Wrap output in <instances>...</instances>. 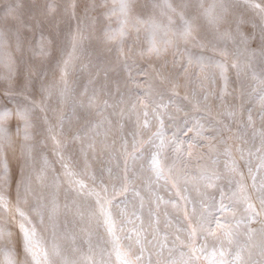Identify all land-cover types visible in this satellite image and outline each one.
I'll list each match as a JSON object with an SVG mask.
<instances>
[{"label": "rangeland", "instance_id": "obj_1", "mask_svg": "<svg viewBox=\"0 0 264 264\" xmlns=\"http://www.w3.org/2000/svg\"><path fill=\"white\" fill-rule=\"evenodd\" d=\"M144 1L145 0H133V17L137 13H143L150 9V6L143 5ZM16 2L23 5V18L28 27L21 30V43L19 46L17 45L15 36L0 43V109L16 108L17 106L23 105L28 106L32 102L38 105V107L33 109L30 115L31 127L29 128V134L33 131L34 138H44L45 141L43 143L45 144L43 146L30 144L31 151L42 158L41 163L37 159H34L32 162L31 176L38 177L43 171V174L45 173L42 178L43 182H47V179L53 178L48 184H53L54 181L62 182V179L67 183L63 168V164L67 163L68 166L78 174L79 179L83 180L89 187H92L93 182L88 177V174L74 168L78 163L77 160H84V163H80L81 167L85 165L86 168H89L95 164H101L103 169L105 168L103 174L105 182L111 185L115 184L118 188L121 183L119 177L121 169L123 168L125 141L127 142V151L132 152L134 138L136 140L147 141L151 133L156 131L159 127L154 120L151 121L148 129L137 127L136 117L130 111L131 104L134 102L131 97L136 93L142 94L143 89H137L133 84V80L143 84L146 77L140 73L146 69L150 75H154L149 65H152L156 69H160L166 62L164 70L170 72L172 71L173 60H180L182 56L178 55L173 57L171 52L161 60H157L154 57L141 56L140 52L148 47V39L143 29L139 33L133 32L131 39L126 38L122 46L125 54L121 55L118 51L120 47L118 41L108 40L105 36L107 31L116 29L119 25V0H75L77 5L75 9L76 18H73L72 9L70 7L73 0H0V17L3 16L9 5ZM27 2H32L33 4H28ZM48 4L55 5L56 12L54 15L66 16L59 26L56 24L54 17L44 15V10H46ZM93 4L96 5L95 8L89 7ZM86 7H89L87 19L84 18V9ZM113 12L117 14L113 15ZM244 14H246L245 17L249 18L246 20V23H244L248 24V27L252 28L253 23L259 24V17L252 9H250V12L239 11L234 13L230 20L233 21L237 18H241ZM139 18L141 20H147L146 16H140ZM104 22H111L114 28L110 27L107 31H104L102 29ZM78 23L81 46L75 53V58L71 64L67 69L62 71L64 67L62 60L67 58V54L72 51V38L76 34ZM6 31H8V28L0 21V32ZM46 31L53 32L46 35ZM57 32L59 34L56 36ZM194 35L196 39L204 43L206 47H193L191 43L187 46L181 45L182 53L186 47L187 50H195L201 54L207 53L208 56L220 57L218 60L224 64H234L228 58L221 57L219 52L214 50L215 48H219L213 44L208 34L198 32ZM42 36L46 39L47 45L50 46V48L47 46L46 55H53L52 58L48 59L49 62L45 65L40 62V58L43 55L40 54L39 47H36L40 46ZM156 39L161 42L163 41L162 39ZM225 39H232V37L226 35ZM35 42L36 45L34 46ZM89 49L92 51H89ZM129 49H131V51H129ZM50 51L54 53H49ZM97 61L106 62L108 65L103 62V64L98 63ZM38 63L39 65H37ZM5 70H7V79L3 77L5 73L3 71ZM206 74L210 77L213 75L211 67L206 69ZM240 77L242 82L238 85H236L234 81L231 83L228 80V89L227 92L224 93V105H221L218 99V96L224 89V82L221 79L217 80L215 78L214 83L209 82L206 84L207 90L213 93V95L209 96V100L207 101L211 109V116L206 119H201V117L204 116L203 112L192 110L191 105L183 99L186 95L191 98V93L193 89L197 88V84L189 83L186 85L185 78L181 76L179 77L178 87L173 91L171 84L164 83L161 85L158 80H154V87L163 95L162 101L159 97L156 99L163 105H167V110L175 116V119L167 116L162 117L166 135L172 137L173 133H178L180 139L188 140L193 136V132H188L187 130L199 119L200 123L203 124L206 129L204 135L206 137H212L214 133L211 131L208 120H223L225 123H229L230 118L224 113L227 110H232L234 106L238 107L241 103H243L245 109H251L256 132L258 133L264 130L262 129V122L260 120V105L256 102V98L250 99L248 95L253 88V86H250V78L246 74ZM79 80L88 83L91 93L86 99L87 103L89 97L94 94L97 86L101 87V90L104 89V93L103 91L98 94L95 93L97 97V106L91 108L93 113H96L95 117L91 119L88 118V115L83 114L81 108L80 112L76 111L72 119L73 122L74 119L76 121V126L74 127L76 130H78V126L86 120L90 119L92 121L88 135L77 139L81 145L88 149L84 152L86 153L87 164L85 162L84 153H76V159L71 158L68 148L70 141L69 133L64 128H61V130L63 135L62 155L65 159L61 161L57 155L56 133L54 131L51 133L48 132L46 130L47 122H45L46 117L49 125H54V129L59 126L57 123L58 117L56 115L64 117L67 122L70 115L69 110L71 109L73 112V109L72 107H65H68L70 102H75L78 107L81 104V99L72 101V99L69 98L66 102L61 103L59 92L65 85L69 87L71 82L75 81L77 84ZM89 84L93 86V90H91ZM107 84L113 87L105 89ZM44 89L48 91L44 92ZM74 93L79 97L76 91H74ZM175 93H178V95ZM122 97L123 102H121ZM48 100L52 104H47ZM176 105H180L183 111L175 112ZM201 107H203V104ZM40 108H44L45 111L41 112ZM121 112H123V116H121ZM242 119H247V111L244 112ZM42 124H44V126H40ZM6 127L11 135V143L5 147L2 155L5 154L6 157L10 155L18 164H21L22 161L26 159V156L22 155V148L25 144L23 138L24 122L13 116L7 122ZM18 128L20 129L19 134H17ZM185 132H187V135L184 134ZM233 132H236V126H233ZM53 136H55V140ZM221 139H223L225 143H221ZM89 144H92L93 147L89 148ZM209 144L214 145V149H210L208 146ZM260 145V137L259 135L254 137L252 129H249L247 133L239 139L229 133H223L222 137H217L210 141L203 140L194 151L193 156L188 159L187 166L184 167L181 172V176L188 179L190 183L185 185L184 180L181 179L174 188L170 183L166 184L164 180H160L158 183L154 182L155 177L148 170L147 162L150 153L154 152L156 149L152 144L145 143L142 148L143 159L136 161L134 167L138 176L129 184L128 191L124 193L123 196L118 195L115 201L119 203L121 200H125L129 214L127 218L117 217L116 236L121 246L127 248L128 245L132 243V241L128 239H126L125 243L123 238L132 236L133 232L130 230L140 224V221L136 220L131 214L136 212L144 221V227L147 229L150 219L148 214L149 211H152L156 213V217L160 221V235H167L169 247H172L171 241L174 239L172 235L174 229L166 227V220H171L174 225L179 224L181 227H184V224L181 223L183 214L173 207V203H183L176 194L177 190H179L180 195H187L191 200V203L188 204L189 212H191L193 206L198 208L201 197L195 190L194 185L202 184L199 180V173L203 168L215 170L220 177L217 181L218 187L228 192L229 181L232 180L233 177H235L236 180L240 179L239 176H235V174L229 170L232 162L235 161L240 172L243 173V183L248 185L249 191H251L250 186L253 183V176H255L257 184L264 179V167H261L262 163H264V150L258 151ZM226 146L229 148L231 156L224 155ZM137 155H139V153H137ZM163 157H166L163 161L165 164L171 163V160L174 158V152L171 146L166 148ZM45 160L48 162L47 166H45ZM213 161H215L214 164ZM18 164H11L8 165V167L11 173L21 177L22 168ZM117 164L121 167L117 168ZM141 165H143V170H141ZM249 167L252 169L251 175L248 172ZM86 168L83 167V170L85 171ZM108 168H111V174L107 171ZM129 178L132 179L131 174ZM106 187H108L109 193H111L112 186L107 185ZM233 187H235L234 184ZM185 188H187V191H185ZM12 190L16 191V188H12ZM201 191H203L202 187ZM209 193L215 195L217 200L219 199V192L216 189H210ZM8 194L13 204H15L16 196L9 192ZM156 195L162 197V201H157L155 198ZM43 196L47 198V201L43 204L46 206L43 208L45 213L43 225L36 223L37 219L33 218L30 211L22 206V203L20 206L25 213L32 218L33 223L36 224L37 239L46 248H50L52 245L50 241L53 235V227L51 222H48L49 216H55L59 210H62V205L60 204L58 208L57 203L61 202L58 198H63L64 196L56 195L54 191L52 192V189L51 191H47ZM141 199H143L144 205L142 210L140 207ZM54 201L55 203L53 204ZM165 201L168 203H164ZM157 203H159V208H157ZM129 219L134 220L135 224L128 223ZM8 223L14 235L18 233V225L15 222ZM62 224H66L65 221H62ZM249 227L257 230L254 232L252 239L247 241L255 252L259 250L261 245H264V236L258 231L260 228L258 221H253ZM102 230L104 231L103 228ZM72 231L73 230L70 228L69 234ZM150 232V229L145 232V235H147L149 239L151 238ZM180 235L181 239H185L184 233H180ZM66 236L67 235L64 234L58 237L57 242L63 246L68 245ZM77 236L81 240L83 239V234ZM241 239L242 241L247 240L246 237H242ZM91 243L93 244L95 259L99 260L101 258V253L100 248L96 247V245L100 244L102 247L103 244L99 243L97 239ZM105 246L106 248H104L105 252L103 254L104 264H119V262L115 260L114 254L108 255L111 251V244H105ZM182 251H187V249L182 246L176 248L172 258L179 262L181 259L180 252ZM149 254L152 255V259L155 261L156 257L154 253H146V255ZM165 256L167 257V251L165 252ZM3 260L4 256L0 254V261ZM202 264H207V262H202Z\"/></svg>", "mask_w": 264, "mask_h": 264}, {"label": "snow or ice", "instance_id": "obj_2", "mask_svg": "<svg viewBox=\"0 0 264 264\" xmlns=\"http://www.w3.org/2000/svg\"><path fill=\"white\" fill-rule=\"evenodd\" d=\"M244 4L247 8L255 11L259 17V24L253 23L252 30L245 33L242 28L246 21L237 18L231 22L235 24L234 34L225 33V35L232 37L234 42H238L246 49L252 41H258L259 59L261 64L264 65V0H244ZM70 7L73 18H76L75 9L77 5L75 0H73ZM89 7L95 8L96 5L93 4ZM89 7L84 9L85 19L88 18ZM185 7V5L178 4L176 8H173L168 0H164L162 8L165 11L163 14L168 16V24L164 25L155 19L141 20L133 17V0H119V25L116 29L107 31L105 36L108 40L118 41L120 45L118 51L121 55L125 54L122 46L126 38L131 39L133 32L139 33L143 29L148 39V47L140 52L141 56L154 57L157 60H161L171 52L173 57L180 55L182 59L173 60L172 71L170 72L164 70L166 62L160 69L149 65L154 75H150L147 69L143 70L140 73L146 77L143 84L133 80V84L137 89H143L142 94L136 93L131 97L134 102L131 104L130 111L136 117L137 127L148 129L153 120L157 122L159 127L151 133L147 141L136 140L134 138L132 152L127 151V142L125 141L123 168L119 177L121 183L118 188L113 184L111 193H109L108 187L102 181L97 183L94 175L91 176L93 186L89 187L88 184L78 178V174L67 163L63 164L64 176L67 178L69 190L75 193L77 198H82L85 201L88 199L93 200V205L88 209V216L89 218H95L96 224L104 229V233L108 239L101 238L102 243L111 244V251L108 255L114 254L115 260L119 264H202V262H207V264H264V245H261L259 250L254 252L253 247L247 242L252 239L254 232L257 231L249 227L253 221H258L260 225L258 231L264 236V179L257 184L255 176H253V183L250 186L251 191H249V186L243 183V173L240 172L235 161L232 162L229 170L235 176H239L240 179L236 180L233 177L229 181L228 192L218 187L217 181L220 177L215 170L211 168L200 170L199 180L202 184L194 185V187L201 199L199 207L193 206L191 212L188 210V204L191 203V200L187 195H180L179 190H177L176 194L183 203H173V207L183 214L181 223L184 224V227H181L179 224L174 225L171 220H166V227L174 229L172 232L174 236V239L171 241L172 247H169L168 236L160 235V221L156 217V213L152 211H149L148 214L150 219L147 229L144 227V221L136 212L131 214L136 220L140 221V224L130 230L133 232L132 236L126 237V239L132 241L127 248L121 246L116 236L117 217L127 218L129 214L125 200H121L119 203H115V201L118 195L123 196L128 191L129 184L138 176L134 167L136 161L143 159L142 148L145 143L152 144L156 149V151L150 153L147 162L148 170L155 177L154 182L158 183L160 180H164L166 184L170 183L174 188L181 179L184 180L185 185L190 183L188 179L181 176V172L187 166L188 159L193 156L194 151L203 140L210 141L211 139L222 137L223 133H229L239 139L249 129H252L253 136L259 135L261 140L258 151L264 150V130L256 132L251 109H245L243 103L238 107L234 106L232 110H227L224 113L230 118L229 123H225L223 120H208L211 131L214 133L212 137L204 135L206 129L199 119L187 130L188 132H193V136L188 140L180 139L178 133H173L172 137L166 135L162 117L167 116L175 119V116L167 110V105H163L156 99L159 97L162 101L163 95L154 87V80H158L161 85L164 83L171 84L173 91L178 87L179 77L181 76L185 78L186 85L189 83L197 84V88L193 89L191 93V98L186 95L183 99L191 105L192 110L204 113L201 119L211 116V109L207 101L213 93L207 90L206 84L209 82L214 83L215 81V73L210 77L206 74V69L209 67L218 69L219 76L224 80V89L218 96L221 105L225 103L224 93L228 89L227 69L224 63L211 61L204 56H193L186 47L182 53L181 45L187 46L191 43L193 47H206L204 43L196 39L194 35L197 31L196 17L195 15L186 17ZM22 8L23 5L19 2L11 4L5 10L3 16L0 17V21L8 28V31L0 32V43L15 36L17 45H20L21 30L28 27L23 18ZM177 9H180V11L177 12ZM55 12V5L48 4L44 15L50 17ZM169 13H177L180 20L179 27L172 26L173 21ZM112 14L116 15L117 13L113 12ZM205 16L213 26L227 23L229 22L228 6L223 3L213 5L211 9L205 11ZM161 32L166 37H169L162 42L156 39L157 35ZM80 46L81 39L78 23L76 34L72 38V51L67 54V58L62 60L64 66L62 71L67 69L74 60L75 53ZM214 50L218 51L221 57L228 55L227 48ZM39 51L41 55L47 54V41L43 36L41 37ZM252 55L255 56L254 51ZM232 66L237 67L236 64ZM247 66L251 67L250 64ZM239 72L240 69L237 67L238 75ZM252 78L258 81V90L257 88H253L248 95L250 99L256 98V102L260 105V120L262 122V129H264V68H262L259 75L253 71ZM44 90L46 91V89ZM175 94L178 95V93ZM70 96L71 90L65 85L59 92L60 102H66ZM96 100L97 97L94 93L89 97L86 107L88 109L96 107ZM121 102H123V97ZM202 104L203 107H201ZM35 107H38V105L32 102L28 106L0 109V254L4 256V260L0 261V264H104L103 254L105 249L100 244H97L96 247L100 248L101 258L99 260L95 259L94 248L91 243V233H89L88 253L83 254L79 248L73 247L71 249V256L55 242V231L53 232V243L50 248H46L37 239L36 224L33 223L32 218L20 206L22 197L23 202L26 203L27 196L30 194V185L23 177V169L21 170V180L16 184V203L13 204L9 197L10 171L8 163L2 155L5 147L11 143V135L6 125L13 116L24 122L23 138L25 144L22 148V155L26 156L25 164L27 165V158H30L31 155V145L28 144V141L31 139L29 135V128L31 127L30 115ZM40 111L44 112L45 110L44 108H40ZM181 111H183V108L180 105H176L175 112ZM245 111H247L246 120L242 119ZM120 114L123 116V112ZM45 122H47L46 117ZM60 124L62 127L63 118H61ZM233 126H236V132H233ZM19 131L20 129L18 128L17 134H19ZM51 131L52 128L49 127V132L51 133ZM184 134L187 135V132ZM53 139L55 140V136H53ZM74 139H79V136L74 137ZM220 142L225 143L223 139ZM56 143L58 149L57 155L63 161L65 159L62 155L63 146L59 141ZM168 146H171L174 158L171 160V163L165 164L163 161L166 157H163V153ZM208 146L210 149H214L215 147L211 144ZM88 147L91 148L93 145L89 144ZM84 155L87 164L86 153ZM224 155L231 156V152L227 146L224 149ZM214 163L215 161H213ZM47 164L48 162L45 160V166ZM116 167L120 168L121 166L117 164ZM261 167H264V163H262ZM141 170H143V165H141ZM107 171L111 174L112 170L108 168ZM248 172L251 175V167H249ZM130 174L132 179L129 178ZM42 178L43 171L37 179ZM233 184L235 187H233ZM201 187L203 191H201ZM210 189H216L219 192L218 200L215 195L209 193ZM185 191H187V188H185ZM155 198L157 201H162V197L158 195ZM164 203L168 202L165 201ZM72 206L75 207V215L83 221L85 219L83 206L76 199L71 201V205H65L66 208L70 209ZM143 206V199H141V210ZM44 207L46 206L38 203L32 209L40 224L44 223L42 211ZM157 208H159V203H157ZM49 221L55 229L56 224L51 215L49 216ZM8 222H15L18 225V233L14 235L13 231L10 230ZM128 223L135 224V221L129 219ZM148 229L151 230V239L145 235ZM180 233L185 234V239H181ZM242 237H246L247 240L242 241ZM68 238L75 243L74 236L70 235ZM181 246L186 248L187 251L180 252L181 259L178 262L172 256L175 249ZM166 251L167 257L165 256ZM150 252L154 253L156 257L155 261H153L151 254L146 255V253ZM78 253H80L79 256L76 255Z\"/></svg>", "mask_w": 264, "mask_h": 264}, {"label": "bare ground", "instance_id": "obj_3", "mask_svg": "<svg viewBox=\"0 0 264 264\" xmlns=\"http://www.w3.org/2000/svg\"><path fill=\"white\" fill-rule=\"evenodd\" d=\"M168 2L170 4H172L173 8H176L178 4L185 5L186 6L184 9L185 16L187 17L190 15H195V17H196L197 31L195 33L197 34L198 32H202V33L208 34L210 39H212L213 44L216 47H218L219 49L227 48L228 55L224 56V58L225 57L228 58L230 61H232L234 64H236L237 67L240 69V72L238 75L237 67H233L232 66L233 64H231V65L229 63L225 64V67L227 69L226 75H227L228 80L231 83L234 81L236 85L240 84L242 82L240 76L243 74H246L250 78V84H251L250 86H253V88H257V90H258V81L254 80L252 78V72L253 71H255L257 73V75H259L261 73L262 68H264V65L261 64L260 59H259L258 41H252L246 49L243 45H240L238 42H234L233 38L232 39H225V36H226L225 33H233L234 34L235 24L231 23L232 22V20H230L231 16L234 13H237L239 11L250 12V9L247 8L246 5L244 4V0H168ZM27 3L33 4L32 2H27ZM221 3L228 6V9H229L228 21L229 22L220 23L216 26H213L209 22L208 18L205 16V11L208 9H211L213 5H219ZM163 4H164V0H145L143 5L150 6V9L147 11H144L143 13H137L134 17L139 18L140 16H146L147 20L148 19H155L158 22H160L164 25H167L168 24V16L163 14V12L165 11L162 8ZM44 11L46 12V10H44ZM179 11H180V9H177V12H179ZM248 14H251V13H248ZM169 15L171 16V20L173 21L172 26L173 27H179L180 20H179L177 13H169ZM245 16H246V14L242 15L240 19H243L244 21L248 20L249 18L245 17ZM252 16H254V15H252ZM51 17L55 18L56 24L59 26L66 16H56L53 14ZM110 27L114 28V26L111 22H108V23L104 22L102 25V29L104 31H107L108 28H110ZM242 30L245 33H247L249 31H251L252 28L248 27V24H244ZM51 32H53V31H46L45 34L49 35ZM58 34L59 33L57 32L56 36ZM156 38L164 40V39H167L169 37H166L164 35V33L161 32L157 35ZM35 45H36V42L34 43V46ZM47 46L50 48L49 45H47ZM36 47L40 48V46H36ZM89 51H92V50L89 49ZM188 51H190L193 56H197V55L204 56L205 58H207L211 61H219L218 59H220V57H217V56H208L207 53L201 54L195 50H188ZM253 51L255 52V56L252 55ZM49 53H54V52L50 51ZM52 57H53L52 54L43 55L40 58V62L43 65H45L46 63L49 62L48 59L52 58ZM97 62L102 63L103 61H97ZM219 62H221V61H219ZM103 63L108 65V63H106V62H103ZM249 64L251 65V67L247 66ZM37 65H39V63ZM211 69H212L213 73H215V78L217 80L221 79L224 82L223 78L219 76V70L212 68V67H211ZM7 70L3 71V72H5L4 76H3L4 79H7V77H8L7 72H6ZM95 82H97V81H95ZM89 86H90L91 90H93V86L90 84H89ZM111 87H113V86L107 84L105 89H109ZM68 88L71 90L70 98L72 99V101H77L78 99H81V104L77 107V104L75 102H70L68 104V107L66 106L65 108L72 107L73 112L71 109L69 110L70 115H69L67 122L65 121L66 119L64 117H61L60 115H56L58 117L57 123L59 126L54 129V125H52V124L49 125V122L47 121V129L46 130L49 132V127H51L52 128L51 132L54 131L56 133V142L59 141L60 144L62 145L63 135H62L61 128L66 129L69 133V138H70V141L68 144L69 154H70L71 158L76 159V153L83 154L88 149L85 146L81 145L77 141V139H74V137L79 136V138H81V137L88 135L89 128H90L91 123H92V121L90 119L92 117H95L96 113L95 112L93 113L92 109H88L86 107V105H87L86 99H87L88 95L91 93L89 90V87H88V83H84L82 80H79L78 83L76 84L75 81H73V82H71V85ZM47 91L48 90H46L44 92H47ZM74 91H76V94L79 97H77L75 95ZM102 91L104 93V89L101 90V87L97 86L94 93L98 94V93H101ZM47 104L50 105L52 103L49 102V100H48ZM23 106H26V105H23ZM82 106H84V107H82ZM81 108L83 110V114L88 115L87 117L90 119L86 120L84 123L80 124L78 126L79 129L76 130L74 128L76 126V121L74 119V122H73L72 119H73V115L76 114V111L80 112ZM61 118H63V126L62 127L60 124ZM40 126H44V124H42ZM164 129H165V127H164ZM37 130H35V131H37ZM29 135L31 137L30 141H28L29 144H36L38 146H43L45 144V143H43L45 141L44 138H41V139L34 138L33 131ZM82 149H83V152H82ZM3 157L6 159L8 165H11V164L17 165L18 164L10 155L8 157H6V155L3 154ZM34 159H37L41 163L42 158L40 156L35 155L31 151L30 158H27V165L25 164L26 159L23 160L21 164H18L23 169V177H24L25 181L30 185V194L27 196V202L23 204V197H22V201H21L22 206L26 210L30 211V213L32 214L34 219H37L36 220L37 224L43 225L44 223L43 224L39 223L38 218L35 216V213L32 211V209L35 208L38 203L44 204L47 201V198L44 197L43 195H45L47 191H51V189H52V192L54 191V193L56 195H61L62 197L64 196L63 198H58L61 202L57 203L58 208L60 207V204L62 205L61 206L62 210H59L55 216H52L53 220L56 224L55 229L53 228V232L55 231V242L58 245H60V247L62 249L66 250L70 256H71V249L73 247L79 248L81 250V253H83V254L88 253L89 233L92 234L91 242L94 241L95 239H97V241L99 243L103 244L101 238L107 239V236L105 235L104 231L102 230V227H99L96 224L95 218H89V216H88V209L93 205V201L91 199H88L87 201H85L82 198H77L75 196V193H73L69 190L68 183H65V181L63 179H62V182L54 181L53 184H48L49 181L52 180L53 178H51V179L49 178V179H47V182L46 181L43 182L42 179L37 180V176L32 177L30 173H32V162L34 161ZM77 161H78V163L74 166V168H77L80 171L88 174V177L90 179H91V176L94 175L96 177V181L98 183H100L102 181L105 186H107V185L112 186L110 183L105 182L104 177H103V174L105 172V168L103 169L101 164H95L89 168H86V166L83 165V167L86 168V170L84 171L83 167H81V165H80V163H84V160H77ZM44 175H45V173L43 174V177H44ZM57 177H59V176H57ZM20 180H21V177H18L15 174L10 172L11 183H10V187L8 189V192L10 194H14L16 196V191H13L12 188H16V184ZM49 187H51V188H49ZM22 192H23V189H22ZM73 199H76L77 202L83 206V210L85 211V219L83 221H81L79 219V217H77L75 215V207L74 206H72L71 209L65 207L66 204L71 205V201ZM55 201H56V199H55ZM55 201H54V203H55ZM115 203H118V202H115ZM42 211H43V209H42ZM43 214L45 215L44 211H43ZM62 221H65L66 224H62ZM48 222H50V221L48 220ZM69 227L71 228V230H73L70 234H69V229H70ZM66 230H67V232H66ZM64 234L67 235L66 241H67L68 245H66V246H63L57 242V238L63 236ZM82 234H83V239L81 240L77 235H82ZM70 235L75 237V243H73V241L68 238V236H70ZM123 241L126 243L125 237L123 238ZM52 243H53V235H52L50 244H52ZM102 247L106 248L105 244H103ZM76 255L79 256L80 253H78Z\"/></svg>", "mask_w": 264, "mask_h": 264}]
</instances>
